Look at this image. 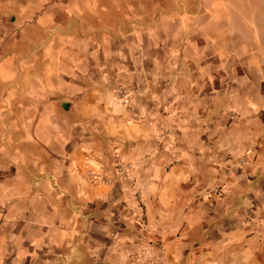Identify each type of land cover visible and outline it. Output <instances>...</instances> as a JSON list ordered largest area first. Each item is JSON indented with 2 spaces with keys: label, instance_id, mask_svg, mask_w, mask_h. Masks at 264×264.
I'll return each mask as SVG.
<instances>
[{
  "label": "crops",
  "instance_id": "crops-1",
  "mask_svg": "<svg viewBox=\"0 0 264 264\" xmlns=\"http://www.w3.org/2000/svg\"><path fill=\"white\" fill-rule=\"evenodd\" d=\"M126 2L0 0V264H134L158 245L162 264H264V45L241 58L210 0Z\"/></svg>",
  "mask_w": 264,
  "mask_h": 264
},
{
  "label": "rangeland",
  "instance_id": "rangeland-1",
  "mask_svg": "<svg viewBox=\"0 0 264 264\" xmlns=\"http://www.w3.org/2000/svg\"><path fill=\"white\" fill-rule=\"evenodd\" d=\"M112 2H117L119 0H111ZM127 0L126 3L130 4ZM141 6L139 9L149 10L154 13H162L164 10L172 9L175 10L179 8V0H172L173 4L168 5L169 1L166 0H140ZM209 6L205 5L203 7L199 6V10L205 13H211L217 19V24L219 26L220 32L229 33V27L234 28L233 33L235 35L232 37V48L236 51H240L241 58H247L249 53L254 50V47L259 44V41L264 45V37L257 40V37L251 36V32L254 33L258 27L256 16L259 15L264 20V0H210ZM131 6V5H130ZM129 6V7H130ZM115 8V7H114ZM211 10V11H210ZM255 34V33H254ZM246 38H248L251 43H249ZM242 52V53H241ZM13 95L20 94L18 91L12 90ZM3 95V94H2ZM3 101L0 102V157L8 152L10 139L9 133L4 134L2 127L7 120V114L4 111Z\"/></svg>",
  "mask_w": 264,
  "mask_h": 264
},
{
  "label": "built area",
  "instance_id": "built-area-1",
  "mask_svg": "<svg viewBox=\"0 0 264 264\" xmlns=\"http://www.w3.org/2000/svg\"><path fill=\"white\" fill-rule=\"evenodd\" d=\"M115 95L120 100L121 104L126 107L129 100V93L127 89L124 86L119 85L115 89ZM230 118L232 119L233 117ZM112 169L114 176H118L121 178L130 177L131 174L134 173L133 166L129 162H125L124 160H122L118 155H115V162ZM87 176L90 183L94 185L111 182V178L102 177L92 172L87 173ZM132 189L134 194L133 199L137 203H139V200L142 197V192L139 191V189H137L135 185L132 186ZM207 192L209 193V195L222 194V191L218 185H215L212 189L208 190ZM135 216H136V220L138 221L141 220L142 218L140 215H135ZM161 252L162 249L160 245L157 246V254H154L150 251L139 250L137 253H134L133 262L134 264H162Z\"/></svg>",
  "mask_w": 264,
  "mask_h": 264
}]
</instances>
